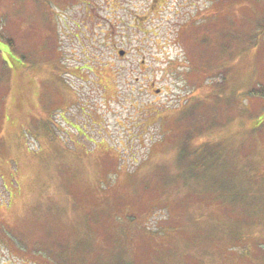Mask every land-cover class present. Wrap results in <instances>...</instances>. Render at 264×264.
Wrapping results in <instances>:
<instances>
[{
	"label": "rangeland",
	"instance_id": "1",
	"mask_svg": "<svg viewBox=\"0 0 264 264\" xmlns=\"http://www.w3.org/2000/svg\"><path fill=\"white\" fill-rule=\"evenodd\" d=\"M0 45V264H264V0H0Z\"/></svg>",
	"mask_w": 264,
	"mask_h": 264
},
{
	"label": "trees",
	"instance_id": "2",
	"mask_svg": "<svg viewBox=\"0 0 264 264\" xmlns=\"http://www.w3.org/2000/svg\"><path fill=\"white\" fill-rule=\"evenodd\" d=\"M195 69H196L197 71H199L200 68H199V67H196ZM194 71H195V70H194ZM191 172H192V171H191ZM192 173H193V172H192ZM114 264H121V262H119V260L116 259V260L114 261Z\"/></svg>",
	"mask_w": 264,
	"mask_h": 264
},
{
	"label": "water",
	"instance_id": "3",
	"mask_svg": "<svg viewBox=\"0 0 264 264\" xmlns=\"http://www.w3.org/2000/svg\"><path fill=\"white\" fill-rule=\"evenodd\" d=\"M119 55H120V56H123V55H124V52H123V51H120V52H119Z\"/></svg>",
	"mask_w": 264,
	"mask_h": 264
},
{
	"label": "snow or ice",
	"instance_id": "4",
	"mask_svg": "<svg viewBox=\"0 0 264 264\" xmlns=\"http://www.w3.org/2000/svg\"><path fill=\"white\" fill-rule=\"evenodd\" d=\"M0 47H2V45H0Z\"/></svg>",
	"mask_w": 264,
	"mask_h": 264
}]
</instances>
